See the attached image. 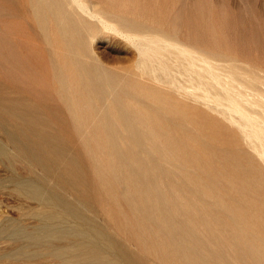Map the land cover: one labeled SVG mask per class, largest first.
<instances>
[{"label": "rangeland", "instance_id": "rangeland-1", "mask_svg": "<svg viewBox=\"0 0 264 264\" xmlns=\"http://www.w3.org/2000/svg\"><path fill=\"white\" fill-rule=\"evenodd\" d=\"M16 1L22 6L24 0H0V98L12 86L29 101L52 107L46 116L57 118L56 127L75 143L84 173L80 183L89 188L86 207L100 210L98 221L110 215L116 223L126 222L139 214L129 215L124 202L106 200L103 194L109 191L92 180L101 163L86 157L85 141L60 108L52 82L54 62L69 70L75 87L83 81L78 64L92 70L85 80H104L94 66L108 71V87L104 83L97 100L100 108L110 104L114 112L119 107L113 98L120 95L121 107L138 116L133 126L142 145L135 153L148 167L140 174L149 176L160 194L147 206L151 222L140 218L142 225L181 218L163 212L157 219L161 207H225L224 216L236 212L246 217L254 208L264 210V0H82L88 12L110 22L104 25L73 3L56 9L29 0L24 15ZM41 17L49 18L43 29L36 22ZM48 31L60 41L52 43ZM72 38L75 42L68 41ZM65 44L80 57L61 53ZM122 84L125 90L118 88ZM121 126L113 124L123 135ZM94 130L107 137L101 128ZM103 139L90 140L89 149L97 150ZM101 175L107 179L106 168ZM203 183L206 193L196 189ZM2 197L0 218L6 219L17 203L4 189ZM24 206L33 207L34 201ZM124 238L142 263L160 264L155 258L160 250H141L142 242L131 233Z\"/></svg>", "mask_w": 264, "mask_h": 264}, {"label": "bare ground", "instance_id": "bare-ground-1", "mask_svg": "<svg viewBox=\"0 0 264 264\" xmlns=\"http://www.w3.org/2000/svg\"><path fill=\"white\" fill-rule=\"evenodd\" d=\"M28 1H23L20 5L23 13H19L28 12ZM36 1L40 6L54 4L56 9L65 6V2L73 3L87 16L102 22L101 25L110 23H105L97 13L88 12V6L82 0ZM16 2L17 6L19 2ZM72 13L69 15L71 22L74 21ZM36 22L43 29L49 18L41 17ZM46 35L51 37L52 43L60 41L50 31ZM145 39L148 45L149 41ZM68 41L75 42V39ZM67 44L61 53L73 60L80 57V52L71 53ZM52 67L53 89L63 103L60 108L69 114L76 133L85 141L86 157L101 163L92 180L99 188L109 191L103 194L106 200L124 202L130 207L129 215L137 213L139 218L117 223L110 215L107 220L102 219L103 222L96 219L100 210L93 207L95 210L90 208L89 211L86 207L89 188L80 183L84 173L75 143L56 127L57 118L54 121L46 116L52 107L29 101L11 86L9 93L0 98V171L3 172L0 173V201H3L4 189L14 197L17 206L13 216L0 218V264H150L140 261L133 247L127 244L125 233H131L136 242H142L141 250H160L155 257L160 264H264L262 208H254V213L246 217L236 212L224 216L225 207H159L163 211H157V219L163 212L172 214V218L176 215L181 218L164 225H142L140 218L151 222V207L147 206L158 200L160 194L153 190L154 181L140 174V170L148 167L143 166L144 162L135 153L142 145L139 141L141 133L133 126L138 116L121 107L124 105L120 95L113 98L115 106L119 107L114 112L110 104L100 108L97 100L102 99L99 96L103 94L104 83L108 87V71L101 72L94 66L104 80H85L90 78L92 70L78 64L76 67L83 81L77 82L75 87L70 83L69 70L55 62ZM118 88L125 90L126 85ZM115 123L122 125L123 135L113 127ZM95 127L105 131L107 137L97 136ZM147 135L144 137L152 136ZM101 138L103 144L97 145V150H90V140ZM117 138L122 143L117 142ZM101 168H106L107 179L102 177ZM196 189L202 193L208 191L204 183L198 184ZM100 197L95 194L94 199L99 201ZM29 200L34 201L33 207L24 206Z\"/></svg>", "mask_w": 264, "mask_h": 264}]
</instances>
